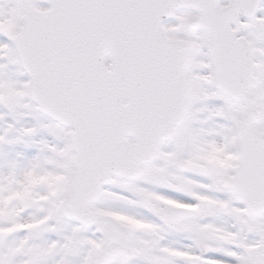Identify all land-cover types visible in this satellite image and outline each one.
I'll use <instances>...</instances> for the list:
<instances>
[{"label":"snow or ice","instance_id":"snow-or-ice-1","mask_svg":"<svg viewBox=\"0 0 264 264\" xmlns=\"http://www.w3.org/2000/svg\"><path fill=\"white\" fill-rule=\"evenodd\" d=\"M0 264H264V0H0Z\"/></svg>","mask_w":264,"mask_h":264}]
</instances>
